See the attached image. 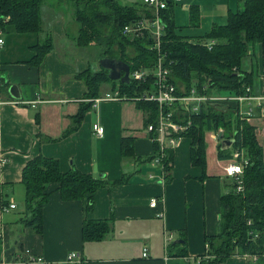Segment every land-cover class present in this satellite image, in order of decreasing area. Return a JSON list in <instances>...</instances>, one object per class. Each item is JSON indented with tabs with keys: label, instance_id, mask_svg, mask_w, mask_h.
<instances>
[{
	"label": "crops",
	"instance_id": "obj_1",
	"mask_svg": "<svg viewBox=\"0 0 264 264\" xmlns=\"http://www.w3.org/2000/svg\"><path fill=\"white\" fill-rule=\"evenodd\" d=\"M57 1H42L39 33L18 32L9 23L0 28V264H70L64 259L71 251L80 254L83 264H193L206 254L205 237L218 232L221 196L231 189L232 178L225 168L232 157L217 156V133L227 138L223 129L208 130L212 142L203 132L202 165L191 162L192 139L181 136L172 148V168L163 174L152 157L148 113L138 101L94 104L87 98L88 88L79 75L90 65L76 55L75 60L65 58L73 51L66 31V26L73 25L72 11ZM165 1L174 22L177 10L189 20L190 7L197 8L198 24H188L193 29L189 37L196 38L213 24H225L230 12L244 6V0ZM138 4L143 5V0ZM46 33L51 35L52 48L34 64L33 46ZM262 55L258 43L249 48L244 60L245 70L252 73V95L264 93ZM101 86L100 95L112 90H101ZM231 103L239 120L253 128L264 161V106L254 100ZM94 123L104 127L103 136L93 133ZM123 146L131 150L124 153ZM223 150H231V145ZM38 156L56 159L62 173L76 169L101 184L82 199L65 200L53 191L43 205L42 226L34 230L23 223L27 213L22 172ZM151 198L158 201L155 207L149 205ZM11 203L15 207L8 209ZM103 221L109 231L102 239L83 238L85 223ZM178 240L182 242L175 250L185 242L187 255L168 252V244ZM145 247L148 256L143 257ZM32 257H41L44 263L30 262ZM218 264L261 263L237 254Z\"/></svg>",
	"mask_w": 264,
	"mask_h": 264
},
{
	"label": "trees",
	"instance_id": "obj_2",
	"mask_svg": "<svg viewBox=\"0 0 264 264\" xmlns=\"http://www.w3.org/2000/svg\"><path fill=\"white\" fill-rule=\"evenodd\" d=\"M43 0H0V28L7 23L14 25L18 32L39 33L42 30L41 4ZM68 4L72 11V35L80 47L95 45L101 49V57L123 60L129 71L140 66H152L157 53L149 49L150 37L124 34L123 27L142 17H150L151 11L145 4H124L118 0H60ZM164 23V36L161 51L166 54L164 65L170 69V80L179 94H188L191 88L199 93L242 95L250 87L252 73L246 71L244 60L251 46L260 44L264 64V0H244L241 10L230 12L226 23L213 24L200 38L178 33L171 11L164 8L160 12ZM189 25L198 24V10L189 9ZM74 34V35H73ZM213 39L211 49L205 42ZM116 46L115 50L113 47ZM133 49L128 54L125 47ZM52 48L50 33L33 46L35 56L32 63L38 64L47 51ZM80 78L85 82L87 98L100 95L99 88L110 82L111 89L117 88L122 94L134 95L143 92L147 83L134 81L121 82L108 77L107 71L87 68ZM118 82V83H117ZM204 88V89H203ZM90 104V103H88ZM138 106L146 110V125L157 114V106L152 102L139 101ZM189 115L185 116L187 119ZM191 126L184 135L192 139L190 150L194 165L204 163L205 145L202 134L205 130L217 131L222 128L227 138L233 139L231 150L218 145L219 159L231 157L233 149H243L248 159L241 176V190H236V180L231 179L230 192L221 196V220L218 232L205 237L207 251L200 264H218L232 255L256 254L257 260L264 264V161L262 147L258 144L253 128L236 114L231 102L210 106H200L197 114L191 115ZM154 144L153 158L158 153ZM129 146H123V152ZM172 150H166L164 169L170 172L173 165ZM22 181L26 189L23 223L34 230L42 226V209L53 191H58L62 199H82L91 195L100 180L76 169L68 173L59 170L56 159L38 156L31 159L23 169ZM55 185L53 189L50 185ZM91 200V197H89ZM109 231L107 222H87L83 225L85 240H100ZM182 237L184 236V232ZM181 249L179 243L170 242L168 252L176 256L187 255L185 242Z\"/></svg>",
	"mask_w": 264,
	"mask_h": 264
},
{
	"label": "built area",
	"instance_id": "obj_3",
	"mask_svg": "<svg viewBox=\"0 0 264 264\" xmlns=\"http://www.w3.org/2000/svg\"><path fill=\"white\" fill-rule=\"evenodd\" d=\"M143 3L151 11L150 17H142L130 25L123 27L124 34H134L142 36L145 32L149 34L150 44L149 49L157 53V58L152 66H140L129 71L128 81L137 83H147L148 87L139 94L132 96L122 94L117 88L102 95L91 98L94 104L104 101H145L152 102L157 106L156 117L147 124V132L150 138L157 143L158 153L153 161L159 164L163 174L168 171L164 169L163 160L166 150H172L178 139L188 131L191 126V115L197 114L200 106H210L223 102H242L254 100L258 106H264V93L252 95L251 88L247 87L245 94L242 95H221V94H205L199 93L195 88H191L188 94H179L176 86L170 80V69L164 65L166 54L161 51V42L164 36V23L161 18V10L167 7L165 0H143ZM3 39L0 38V44ZM215 43L213 39L205 42L208 49L212 48ZM204 89V88H203ZM35 101H32V103ZM251 109L249 114H251ZM189 115L187 119L185 116ZM92 131L97 136H103L104 127L99 123L92 125ZM232 159L225 168L228 176L236 180V190H241V176L244 168L248 164L247 157L241 150H236L232 154ZM158 201L156 198L150 199V206L155 207ZM15 204L8 205L9 208H14ZM7 209V208H5ZM143 257L148 256L147 248H143ZM247 259L251 261L257 260L256 254H245ZM80 254L76 251H71L64 259V263L83 264ZM30 262L44 263L41 257H32ZM201 258L194 259L193 264H200Z\"/></svg>",
	"mask_w": 264,
	"mask_h": 264
},
{
	"label": "rangeland",
	"instance_id": "obj_4",
	"mask_svg": "<svg viewBox=\"0 0 264 264\" xmlns=\"http://www.w3.org/2000/svg\"><path fill=\"white\" fill-rule=\"evenodd\" d=\"M141 1L142 0H138L136 2L140 3ZM57 2L65 4V2H62L60 0H58ZM174 18H175V22H176L177 25L183 26V27H181L182 28L181 30H178L182 35L189 36L190 34H193L192 33L193 29L188 28L189 27V25H188L189 24V20H188V16L186 15L185 12H183L181 10H179V11L177 10V12H174ZM66 31L70 35H72L71 34L72 33V27L71 26H66ZM70 40H72V42L75 44V41L73 40V38L70 39ZM69 42H70V44L73 47L72 48L73 51L71 53L64 54L66 59L75 60V56L74 55H76V57H81V58L85 59L89 63L91 69H94V66L95 67L96 66L97 67L100 66L99 62L102 59V57H101V49L99 47H97L95 45H90V46H86V47H80V46H77L76 44L74 45L71 41H69ZM113 48L115 50L117 49L116 46H114ZM125 50H127L128 54H133L132 47L126 46ZM110 87H111L110 82L109 83H104L101 86V90H109ZM113 102H115V101H113ZM204 134L207 135L209 141L212 142V140H214L213 135H212V133L210 131L206 130ZM205 144H206V141H205Z\"/></svg>",
	"mask_w": 264,
	"mask_h": 264
},
{
	"label": "water",
	"instance_id": "obj_5",
	"mask_svg": "<svg viewBox=\"0 0 264 264\" xmlns=\"http://www.w3.org/2000/svg\"><path fill=\"white\" fill-rule=\"evenodd\" d=\"M100 67L107 71V75L112 80H120L121 82H128L129 66L126 62L116 58L102 57L99 62ZM14 87H11L13 90ZM222 132L217 133V140L223 149L228 148L233 143V139L223 138ZM181 243V240L177 241Z\"/></svg>",
	"mask_w": 264,
	"mask_h": 264
}]
</instances>
